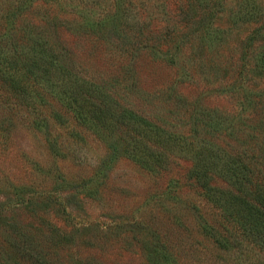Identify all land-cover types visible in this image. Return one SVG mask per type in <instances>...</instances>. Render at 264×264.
<instances>
[{"label":"rangeland","instance_id":"obj_1","mask_svg":"<svg viewBox=\"0 0 264 264\" xmlns=\"http://www.w3.org/2000/svg\"><path fill=\"white\" fill-rule=\"evenodd\" d=\"M0 44L59 64L0 92V264H246L227 170L264 183V0H0Z\"/></svg>","mask_w":264,"mask_h":264},{"label":"trees","instance_id":"obj_2","mask_svg":"<svg viewBox=\"0 0 264 264\" xmlns=\"http://www.w3.org/2000/svg\"><path fill=\"white\" fill-rule=\"evenodd\" d=\"M24 52H13L5 45L0 44V92L4 89L9 91V87L16 93L14 96H20L21 86L15 79V74L20 71L22 65L30 68L31 72H36L35 80L39 84L38 77L39 70L41 69V74L47 75L50 71H55L59 69V64L52 57L48 50L42 47H35L27 51L26 55L31 54L32 59L30 63L24 62L20 63V57ZM54 56V55H53ZM59 71V70H58ZM28 74V73H27ZM63 73H60V75ZM69 85V76H65V80L59 83L60 88H62L63 93L58 96L67 98L69 97L67 87ZM81 85V86H80ZM77 89L81 88L82 91L88 94L86 86L84 89L83 84H79ZM90 90V89H88ZM84 93V94H85ZM86 95V94H85ZM87 96V95H86ZM25 102V98H24ZM227 170L228 180L231 184V189H229L227 196L228 200L233 202V207L231 208V214L238 222L239 228L245 237L242 239L246 244L250 245L251 254L245 255L239 253L236 256L237 259L246 264H264V183L261 180H252L249 178L250 175L239 169L238 167L230 166ZM249 178L248 185L245 184V180ZM237 237L231 239L232 241H227L226 239H219L216 242L219 247L235 253ZM241 252V251H239Z\"/></svg>","mask_w":264,"mask_h":264}]
</instances>
